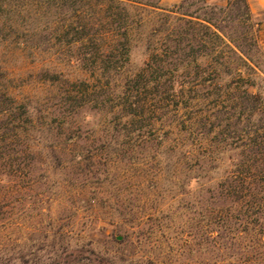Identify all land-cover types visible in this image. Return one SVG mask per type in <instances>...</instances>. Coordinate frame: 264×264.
Instances as JSON below:
<instances>
[{
    "label": "trees",
    "instance_id": "1",
    "mask_svg": "<svg viewBox=\"0 0 264 264\" xmlns=\"http://www.w3.org/2000/svg\"><path fill=\"white\" fill-rule=\"evenodd\" d=\"M161 2L0 0V49L29 56L45 96L57 99L46 109L30 97L20 102L3 86L8 72L0 66V220L12 201H23L11 200L13 193L50 177L46 172L26 181L31 165L63 168L94 159L59 152H73L83 121L105 112L102 128L109 131L97 140L104 148L130 145V157L155 161L158 183L168 180L181 195L203 194L206 223L233 235L230 260L221 264H264V102L251 91L258 71L249 54L258 42L248 0L226 6L183 0L173 8ZM149 24L146 60L131 72L134 38ZM231 56L248 75L231 70ZM207 59V78L194 89L209 85L217 98L209 130L197 110L187 119L191 106L183 80L186 68L198 72ZM62 65L85 76L71 81ZM234 73L237 80L213 85L218 76ZM226 240L225 234L222 245ZM80 254L66 249L62 264Z\"/></svg>",
    "mask_w": 264,
    "mask_h": 264
},
{
    "label": "rangeland",
    "instance_id": "2",
    "mask_svg": "<svg viewBox=\"0 0 264 264\" xmlns=\"http://www.w3.org/2000/svg\"><path fill=\"white\" fill-rule=\"evenodd\" d=\"M174 1L162 0L161 6L173 8L183 0ZM150 26L136 33L131 72L140 70L146 60ZM257 42L258 49L249 54L258 71L251 78L256 85L251 91L264 102V48L258 39ZM210 62L209 59L202 61L198 72L194 66L186 68L183 79L191 106L186 112L187 119L194 117L197 110L208 122L205 130L210 128V111L217 98L209 85L198 93L194 86L203 84L207 78L204 67ZM227 62L232 71L243 70L245 75L249 74L236 58L231 56ZM0 66L8 72L3 86L17 100L21 102L30 97L42 104L43 109L56 104L54 95L45 96V87L38 80V71L33 69L36 66L29 56L7 54L0 49ZM59 68L71 81L85 76L77 69L63 65ZM208 74L209 78L214 77L210 71ZM233 79H238L236 73L231 77L218 76L213 85H224ZM194 98H197V109ZM91 114L92 120L83 121L82 139L73 152L59 153L63 158L90 153L95 155L94 159L82 164L64 163L63 168L31 165L32 173L26 181L46 172L50 177L38 178L32 190H23L20 194L13 191L11 200L20 197L23 201H12L0 220V264H62L66 249L81 251L79 258L74 257L69 264L100 261L101 264H221L229 261L231 249L228 247L233 235L206 223L203 194L198 191L181 195L168 180L158 183L153 176L157 169L155 161L145 163L140 157H130V145L104 148L97 140L109 131L102 128L106 114ZM259 117L264 118V112ZM78 118L80 122L84 120L82 112ZM107 118L110 121L112 116ZM120 149L122 153L116 151ZM225 234L227 240L222 245Z\"/></svg>",
    "mask_w": 264,
    "mask_h": 264
},
{
    "label": "crops",
    "instance_id": "3",
    "mask_svg": "<svg viewBox=\"0 0 264 264\" xmlns=\"http://www.w3.org/2000/svg\"><path fill=\"white\" fill-rule=\"evenodd\" d=\"M181 0H175L174 3ZM214 5H227L228 0H207ZM249 7L256 23L257 39L259 44L264 48V0H248Z\"/></svg>",
    "mask_w": 264,
    "mask_h": 264
}]
</instances>
